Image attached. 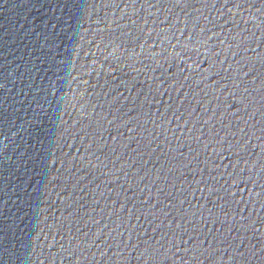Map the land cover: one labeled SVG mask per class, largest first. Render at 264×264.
I'll return each instance as SVG.
<instances>
[{
	"label": "water",
	"instance_id": "water-1",
	"mask_svg": "<svg viewBox=\"0 0 264 264\" xmlns=\"http://www.w3.org/2000/svg\"><path fill=\"white\" fill-rule=\"evenodd\" d=\"M0 264H264V0H0Z\"/></svg>",
	"mask_w": 264,
	"mask_h": 264
}]
</instances>
